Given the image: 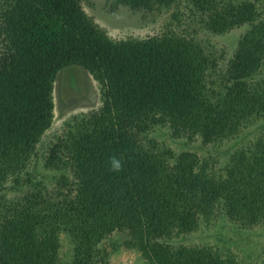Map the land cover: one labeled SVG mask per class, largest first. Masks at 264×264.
<instances>
[{"label": "trees", "instance_id": "1", "mask_svg": "<svg viewBox=\"0 0 264 264\" xmlns=\"http://www.w3.org/2000/svg\"><path fill=\"white\" fill-rule=\"evenodd\" d=\"M80 1L0 0V264H58L61 235L67 264H105L101 243L115 232L142 264H248L254 249L244 254L235 233L264 225V0H103L109 14L182 2L212 36L242 30L225 62V50L214 58L173 30L113 40ZM66 67L91 76L100 106L72 116L42 157L58 173L48 189L27 169ZM156 127L230 153L215 163L174 153L150 135ZM112 157L121 171L111 170ZM211 222L237 235L239 254L221 237L171 243Z\"/></svg>", "mask_w": 264, "mask_h": 264}, {"label": "rangeland", "instance_id": "2", "mask_svg": "<svg viewBox=\"0 0 264 264\" xmlns=\"http://www.w3.org/2000/svg\"><path fill=\"white\" fill-rule=\"evenodd\" d=\"M80 6L83 12L113 40H123L126 38L144 39L159 35L167 30H173L178 34L194 37L214 58L217 57L220 49L225 50L224 62L233 52L235 40L240 33L239 31H242L237 29L223 36H212L203 31L194 20L191 19V21L187 18V11L182 9V2L177 7L162 9L159 12L156 11L150 14L141 11L131 12L123 7H120L116 13L109 14L103 0H81ZM177 11L182 13L183 17ZM175 13L178 15V21L172 17ZM218 63L220 62L218 61ZM221 63L218 67L222 69L223 63ZM52 101V123L49 129L43 134L37 147V157L30 163V167L27 169L30 179L34 181L42 180L48 189L52 188V183L57 178L58 173L43 168L42 157L48 153L55 139L62 134L65 123L72 116L96 110L100 106L98 85L80 67L63 68L55 77ZM150 135L153 136L155 141L169 148L174 153L183 151L195 153L200 158L211 159V163H215L218 158L222 161L221 158L223 156L226 157L230 153V145H225L217 149L212 146L200 145L197 138L191 141L183 138L173 139L167 128L163 127H156ZM25 192V190H22L16 196L21 197ZM217 228L220 230V233H217ZM236 232L235 234L242 237L240 239L241 243L238 244L237 248L244 249V254H249L247 249L248 244L250 245L248 248L254 249V253L251 254L248 264H264V225L246 232ZM232 233L233 231L227 225L223 227L222 223L218 227V225L216 226L211 222L207 229L204 223H202L196 232L190 233L181 241L175 238L171 243L185 246H196L204 243L214 245L216 243V237H221L223 241H230L232 243V251L239 254V251L233 248V241L237 235L234 234L235 236L230 237ZM123 237L122 233L115 232L101 243V246L109 254L105 264H142L140 256L136 252L124 249L121 244ZM69 257L70 245L66 237L61 235L58 264H67Z\"/></svg>", "mask_w": 264, "mask_h": 264}, {"label": "clouds", "instance_id": "3", "mask_svg": "<svg viewBox=\"0 0 264 264\" xmlns=\"http://www.w3.org/2000/svg\"><path fill=\"white\" fill-rule=\"evenodd\" d=\"M110 166L112 171L119 172L122 170L121 161L116 157L110 158Z\"/></svg>", "mask_w": 264, "mask_h": 264}]
</instances>
